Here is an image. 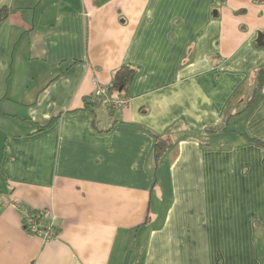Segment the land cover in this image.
Masks as SVG:
<instances>
[{"label":"crops","instance_id":"obj_1","mask_svg":"<svg viewBox=\"0 0 264 264\" xmlns=\"http://www.w3.org/2000/svg\"><path fill=\"white\" fill-rule=\"evenodd\" d=\"M3 8L0 264H264V0ZM124 65L109 111L92 93Z\"/></svg>","mask_w":264,"mask_h":264},{"label":"trees","instance_id":"obj_2","mask_svg":"<svg viewBox=\"0 0 264 264\" xmlns=\"http://www.w3.org/2000/svg\"><path fill=\"white\" fill-rule=\"evenodd\" d=\"M7 16L6 10L3 8L0 11V22L3 21ZM135 70L129 66H122L120 67L114 74L112 78V82L110 87L107 90V95L110 97L112 94L118 93L117 100H127L125 96V92L127 90L128 85L130 84ZM264 87V67L258 70L255 74L253 89H252V96L250 98L249 104L253 103L256 99V95L258 92ZM96 98H94L95 100ZM228 115L223 117V123L219 127V129L208 130L209 132H215L217 130L225 131L226 130V123L228 121ZM160 146L157 147L156 152L159 153ZM34 212V211H33ZM36 213V212H35Z\"/></svg>","mask_w":264,"mask_h":264},{"label":"built area","instance_id":"obj_3","mask_svg":"<svg viewBox=\"0 0 264 264\" xmlns=\"http://www.w3.org/2000/svg\"><path fill=\"white\" fill-rule=\"evenodd\" d=\"M92 95L96 99H103L109 111H121L127 104V100H110L107 91L100 85L96 86ZM21 213L23 215L22 224L27 232L44 241H48L54 237V230L51 223L43 225L40 216L33 211H28L23 208L21 209Z\"/></svg>","mask_w":264,"mask_h":264},{"label":"water","instance_id":"obj_4","mask_svg":"<svg viewBox=\"0 0 264 264\" xmlns=\"http://www.w3.org/2000/svg\"><path fill=\"white\" fill-rule=\"evenodd\" d=\"M255 43H256L258 46H261V47L264 46V34H263V33H258V34H257V38H256Z\"/></svg>","mask_w":264,"mask_h":264},{"label":"rangeland","instance_id":"obj_5","mask_svg":"<svg viewBox=\"0 0 264 264\" xmlns=\"http://www.w3.org/2000/svg\"><path fill=\"white\" fill-rule=\"evenodd\" d=\"M231 127H232V128L234 127L233 124H232ZM236 127L239 128V129H237V130H241V129H240V127H241L240 125L238 126V124H236Z\"/></svg>","mask_w":264,"mask_h":264}]
</instances>
